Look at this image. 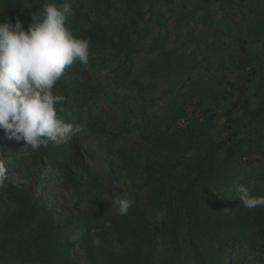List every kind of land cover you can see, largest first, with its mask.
Instances as JSON below:
<instances>
[{
	"label": "trees",
	"instance_id": "1",
	"mask_svg": "<svg viewBox=\"0 0 264 264\" xmlns=\"http://www.w3.org/2000/svg\"><path fill=\"white\" fill-rule=\"evenodd\" d=\"M64 2L0 0V21L19 18L27 30L43 5ZM67 2L66 27L89 41V62L66 68L53 91L65 97L57 115L84 131L24 158L37 181L54 171L85 208L50 206L7 170L0 188V264H243L264 255V207L246 209L238 200L240 185L263 196V173L243 158L264 144V0ZM138 57L141 72L165 75L192 98L198 95L204 120L190 124L185 139L178 130L177 138L154 137L137 122L133 101L95 76L104 70L113 83L132 78L139 88L133 76ZM102 104L127 141L113 135ZM218 122L215 136L197 134ZM133 127L144 132L140 146L132 142ZM85 132L111 143L119 165L118 174L111 172L120 184L126 181L134 201L126 215L93 184L78 150ZM0 136L11 151L23 146L2 128Z\"/></svg>",
	"mask_w": 264,
	"mask_h": 264
},
{
	"label": "clouds",
	"instance_id": "2",
	"mask_svg": "<svg viewBox=\"0 0 264 264\" xmlns=\"http://www.w3.org/2000/svg\"><path fill=\"white\" fill-rule=\"evenodd\" d=\"M71 13V5L65 0L61 5H43L33 14L27 30L19 18L14 23L0 21V128L9 139L23 142L20 150L26 155L49 141L67 143L84 131L82 125L74 127L57 115L56 105L65 97L53 91L66 68L75 62H89V41L66 27ZM7 179V169L0 164V188L6 187ZM238 193L244 208L264 207V196L253 195L243 185ZM112 202L121 215L134 206L126 196ZM92 244L99 247L100 238L94 236Z\"/></svg>",
	"mask_w": 264,
	"mask_h": 264
},
{
	"label": "rangeland",
	"instance_id": "3",
	"mask_svg": "<svg viewBox=\"0 0 264 264\" xmlns=\"http://www.w3.org/2000/svg\"><path fill=\"white\" fill-rule=\"evenodd\" d=\"M142 60V58L136 59L133 75L137 76L141 82L139 88L131 84L132 78H119L113 83L108 72L104 70L98 71L95 76L100 78L101 83L106 88L115 91L121 99L133 101L137 122L142 125V128L145 127L146 130L151 132L154 137L159 133L162 138H177L179 136L178 130L182 132L181 138L185 139L187 127L190 124L200 125L204 120V115L197 106L200 102L197 98L198 95L192 98L185 87H181L175 80H171L165 75L141 72L139 67ZM84 74L90 77L88 71H84ZM102 105L104 110L108 112L105 118L109 121L113 135L117 136L122 142L127 141L128 138L118 125L115 115L104 104ZM130 106L128 103V107ZM177 112H180L179 116L176 115ZM181 117H185L186 122L184 124L179 121ZM219 125L220 122L217 123L216 127L208 128V132L207 128H204L202 131L199 130L197 134L204 131L207 135L211 132L215 136L217 131L220 130ZM130 130L133 132L131 134L132 142L140 146L143 143L141 133L144 132L136 127ZM110 144L107 140H100L96 135L85 132L78 140V150L83 163L91 173L94 186L107 204L119 210L118 205L112 201L115 198L124 196L131 199L132 196L129 191L124 189L126 181L120 184L115 179L114 174H118L119 165L117 164L118 159L113 157ZM17 149L11 151L10 146L3 145L0 141V161L18 184L29 187L46 204L60 210L73 212L85 208V201H76L71 186L64 179L58 177L54 171H47L48 176L42 178L40 182L37 181L32 174L29 160L24 158V152L20 148ZM243 160L252 162L257 166L254 172L263 173L262 195L264 196V144L263 150L262 148H253L244 156ZM112 169L115 170V173L111 172ZM5 203L6 206H10L8 201H5ZM243 264H264V255L255 254L249 260H243Z\"/></svg>",
	"mask_w": 264,
	"mask_h": 264
},
{
	"label": "built area",
	"instance_id": "4",
	"mask_svg": "<svg viewBox=\"0 0 264 264\" xmlns=\"http://www.w3.org/2000/svg\"><path fill=\"white\" fill-rule=\"evenodd\" d=\"M179 121H180V123L184 124V123L186 122L185 117H181V118L179 119Z\"/></svg>",
	"mask_w": 264,
	"mask_h": 264
}]
</instances>
